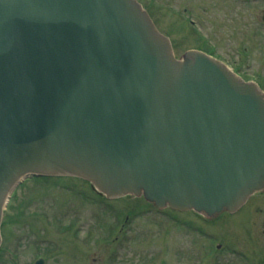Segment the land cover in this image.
<instances>
[{
  "label": "water",
  "instance_id": "water-1",
  "mask_svg": "<svg viewBox=\"0 0 264 264\" xmlns=\"http://www.w3.org/2000/svg\"><path fill=\"white\" fill-rule=\"evenodd\" d=\"M243 80L199 51L176 60L136 0H0L1 237L24 181L237 210L264 188V94Z\"/></svg>",
  "mask_w": 264,
  "mask_h": 264
},
{
  "label": "rangeland",
  "instance_id": "rangeland-1",
  "mask_svg": "<svg viewBox=\"0 0 264 264\" xmlns=\"http://www.w3.org/2000/svg\"><path fill=\"white\" fill-rule=\"evenodd\" d=\"M137 2L177 59L199 49L264 94V0ZM263 205L257 195L233 217L212 219L143 198L108 201L84 179L24 181L10 194L0 264H248L245 255H264ZM219 241L236 255L218 251Z\"/></svg>",
  "mask_w": 264,
  "mask_h": 264
},
{
  "label": "flooded vegetation",
  "instance_id": "flooded-vegetation-1",
  "mask_svg": "<svg viewBox=\"0 0 264 264\" xmlns=\"http://www.w3.org/2000/svg\"><path fill=\"white\" fill-rule=\"evenodd\" d=\"M258 195V197L260 198V202L263 204L264 203V190L263 191H261V192H259V193H257V194H255V195H253L252 197H254V196H257ZM251 197V198H252ZM250 198V199H251ZM249 199V200H250ZM249 200L246 202V204L249 202ZM251 202H253V201H251ZM245 204V205H246ZM244 205V206H245ZM243 206V207H244ZM240 208L237 212H235V213H233V214H230V213H228V212H222V213H224V214H228V216L229 217H233L234 215H236V214H238L240 211H242L244 208ZM260 208V207H259ZM258 208V212L260 213V214H262V218L264 219V205H263V207L262 208H260L259 209ZM261 228H262V231L260 232L261 233V235H264V221L262 222V225H261ZM122 232V231H121ZM122 234V233H121ZM248 237H249V239H246V241L248 240L249 241V243H251V241H254L255 239H253V234L250 232V231H248ZM256 241V240H255ZM233 245H229V244H225V243H222V242H218L217 243V250L218 251H225V250H227V249H230L229 247H232ZM230 250H232V254H234L235 252H236V249H230ZM249 254V253H248ZM234 255H236V254H234ZM237 255H241V254H238L237 253ZM242 256H244V255H242ZM246 257H247V260H248V264H264V255H261L260 256V258H257L256 257V255L255 254H253V255H250L249 254V256L248 255H245ZM43 259H44V263L45 264H47V260H46V258L45 257H42ZM222 264V263H221Z\"/></svg>",
  "mask_w": 264,
  "mask_h": 264
}]
</instances>
